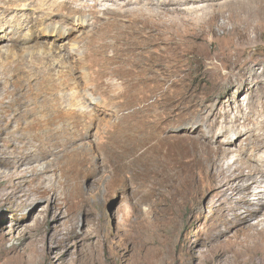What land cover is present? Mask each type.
I'll list each match as a JSON object with an SVG mask.
<instances>
[{
	"label": "rangeland",
	"instance_id": "rangeland-1",
	"mask_svg": "<svg viewBox=\"0 0 264 264\" xmlns=\"http://www.w3.org/2000/svg\"><path fill=\"white\" fill-rule=\"evenodd\" d=\"M14 1L17 5L14 22L20 24L27 17L38 16L40 7L49 12L54 9L55 3L68 2L73 9L85 8L89 12L98 0ZM102 1L99 5L102 10L107 5L118 8L116 2ZM223 1L213 2L215 8ZM82 2L86 7H82ZM117 2L124 3V0ZM175 2L184 3L185 0ZM25 3L30 4V8H25ZM86 11V16L78 13L70 16L69 24L47 22L32 29L36 38H32L30 29L25 28L21 36L28 39L18 44L3 45L0 50V81L3 84L7 82L6 90L11 92L7 101L12 106L4 115L0 114V138L8 137L7 141L15 142L11 132L16 130L19 122L11 119L18 114L20 100L12 92L28 90L30 82L37 90V76L49 70L56 78L60 77L57 79L61 93L72 96L81 92L87 99L79 101L76 110L72 106L69 108L67 101L62 111L65 114L79 112V115H94L103 130L114 127L118 122L117 115H127L133 102L138 105L139 99L149 96L151 90L156 89L154 85L143 86L142 89L129 87L119 81L116 83L111 75H101L102 55L89 46L93 29L87 27L91 17ZM230 14L227 11L220 17L212 15L211 20L206 18L204 21L193 19L192 26L181 27V32L186 35L176 37L179 48L177 67L166 71L171 75L168 82L176 79V84L170 88L171 93L179 91L190 96L187 101L190 106L174 110L171 115L190 119L171 124V130L175 131L169 135L187 136L204 143H209V140L214 142L222 131L225 132L226 124L232 125L238 116L240 122H244L243 117L250 115L252 119L247 121L249 132L243 135L231 132L228 136L231 143L226 146L237 156L248 160L255 156V136L264 138V33H252L254 41L238 30L232 36L224 34L223 26L233 30V25L226 23ZM55 28L63 33L61 38L40 35L42 29ZM171 32L166 31V36L170 37ZM240 38L244 39L242 46L238 44ZM31 56H41V59L34 60ZM7 60L13 61V67L5 68ZM75 69H78V76H84L89 87L82 80H76ZM252 70L257 72V76L252 75ZM240 73L245 75L240 76ZM234 75H239V78H232ZM168 88L165 86L159 91H167ZM7 122L13 123L10 125ZM226 137L221 136V141H227ZM176 147L154 166L155 170L136 174L129 190L117 180L105 179L96 185L94 175L88 176L85 180L90 194L87 208L82 213L75 205H65L62 211L65 217L54 224L48 221L50 211L47 201H40L39 209L34 212L30 206L25 207L18 195L6 205H0V264H264V247H258L257 243L254 245L253 240L241 243L244 234H241L240 222L235 224L231 220L233 215L236 217L233 201L228 198L233 193L225 191L226 187L215 185L198 171V188L192 186L187 196L175 197L172 194L180 177L186 175L189 169L196 168L200 160L191 151L192 144L184 143ZM0 149L3 150L1 158L7 161L4 154L7 145L0 142ZM88 158L91 163H98L90 148ZM16 175L15 167L0 166V192L13 187ZM155 178L159 179L158 182ZM164 178L170 180L167 182ZM157 186H162L164 193L147 201L146 192L150 187ZM51 225L54 227L51 228ZM262 233L258 241H264V231Z\"/></svg>",
	"mask_w": 264,
	"mask_h": 264
},
{
	"label": "bare ground",
	"instance_id": "bare-ground-1",
	"mask_svg": "<svg viewBox=\"0 0 264 264\" xmlns=\"http://www.w3.org/2000/svg\"><path fill=\"white\" fill-rule=\"evenodd\" d=\"M109 1L116 2L118 8L113 9L107 5L102 10L99 8L102 3L98 0L87 12L85 8H71L68 2H57L54 4V9L49 12L40 7L38 16L27 17L24 23L15 24L14 13L17 10L15 1L0 0V50L4 44L13 45L23 42L27 38L21 36L25 28H29L32 38H36L32 29L47 22L69 24L70 16L77 13L86 16V11L91 17L87 27L93 29L89 37V46L102 55L101 75H111L116 83L119 81L129 87L138 86L142 89L143 86L154 85L156 88L154 91L151 90L149 96L139 99L138 105L133 102L129 106L127 115H117L118 122L114 127L104 130L98 126V118L94 115H79V112L74 111L65 114L64 110L62 111L67 101L70 107L67 106L69 108L72 106L76 110L75 106L79 105L78 102L87 99L81 92L72 96L61 93V85L57 79L60 77L56 78L51 70L37 76V90L30 82L28 90L18 89L12 92L17 95L20 103L17 104L18 114H15V118L13 115L11 120L19 122V125L13 133L11 132L15 142L7 141L8 137L0 138V142L7 145L4 154L8 159L6 161V158H1L3 150L0 149V166L15 167L17 175L13 187H7L4 192H0V201L2 200L0 205H6L18 195L25 207L30 206L34 212L39 209L40 201H47L50 211L48 221L54 224L61 217H65V213L62 214L65 205L77 206L78 212L87 208L90 194L85 180L88 176L94 175L96 185L105 179L117 180L122 187L129 190L132 188L136 174L149 172L167 157L172 148L190 143L193 146L191 151L198 155L200 160L196 168L189 169L186 175L180 177L172 194L175 197L187 196L192 186L198 188L199 181L196 176L198 171L202 172L207 180L215 185L222 184L226 187L225 191L233 193L228 195L233 201V211L236 214L231 220L235 224L239 222L241 224L240 231L244 234L241 243L247 244L246 242L253 240L254 245L257 243L258 247H264L263 239L258 241L264 231V138L255 136L257 143L255 156L246 160L226 146L229 145L228 136L231 132H238V135L249 132L247 121L252 119L250 115L243 117L244 122H240L241 118L238 116L232 125L226 124L225 132L222 131L220 134L227 136V141L223 140V142L220 135L217 137L218 140L214 142L209 140V143L189 139L187 136L169 135L171 131H175V129L171 130V124L190 119L171 115L174 110L190 106L187 102L190 96L181 94L177 90L178 93H171L170 88L174 87L176 79L168 82L171 75L166 71L177 67L176 57L179 48L176 37L180 34L186 35L180 29L182 26H192L193 19L204 21L208 18L209 20L212 15L214 18L220 17L230 11L226 23L232 24L233 30H227V26H223L224 34L232 36L238 30L250 41H254L255 37L251 36L252 33H264V0H225L218 8L213 4L216 0H185L184 3L175 2L176 4L173 3L174 0H124V3H119L118 0H103L102 2ZM25 6L30 8V4L25 3ZM131 6L132 8H127ZM82 7H86L84 3ZM11 15L13 16L10 18ZM60 30L42 29L40 35L61 38L63 33ZM166 31H172V35L167 37ZM238 44L242 46L244 39L240 38ZM30 58L38 60L41 56ZM5 62V68L13 67V61ZM77 73L78 69H75L73 74H76V80H82L87 84L84 76H78ZM256 74L257 72H253L252 75ZM239 75L244 76L245 73ZM239 75L236 76L239 78ZM236 76L232 78L236 79ZM6 84L7 82L3 84L0 81L1 115L12 106V103L7 101L11 92L6 90ZM87 86L89 87V84ZM165 86L169 87L168 90L160 92L159 89ZM134 106L136 107L133 108ZM88 148L96 156L98 161L96 165L88 158ZM172 176L170 177L173 178ZM163 193L162 186H157L150 187L145 195L149 201ZM254 219L256 222H253ZM76 223H78L77 219ZM52 227L54 226L51 225Z\"/></svg>",
	"mask_w": 264,
	"mask_h": 264
}]
</instances>
